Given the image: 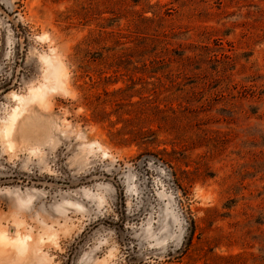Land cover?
Segmentation results:
<instances>
[{
  "label": "rangeland",
  "instance_id": "rangeland-1",
  "mask_svg": "<svg viewBox=\"0 0 264 264\" xmlns=\"http://www.w3.org/2000/svg\"><path fill=\"white\" fill-rule=\"evenodd\" d=\"M1 231L0 264H264V0H0Z\"/></svg>",
  "mask_w": 264,
  "mask_h": 264
},
{
  "label": "bare ground",
  "instance_id": "bare-ground-1",
  "mask_svg": "<svg viewBox=\"0 0 264 264\" xmlns=\"http://www.w3.org/2000/svg\"><path fill=\"white\" fill-rule=\"evenodd\" d=\"M45 56H47V55H45ZM43 58V57H42ZM49 60V59H48ZM62 81V80H61ZM56 82V81H55ZM57 83V82H56ZM55 83V84H56ZM43 85V84H42ZM41 86V85H40ZM48 88V87H47ZM53 88V87H52ZM41 91V87H37V88H33V89H31L30 90V94L31 95H35V94H38L39 92ZM30 95V96H31ZM14 96L19 100V102L21 103V102H23L24 100H25V97L23 96V95H20V94H18V93H14ZM20 109V106L18 105V106H16L15 108H14V110H13V113L10 115V120H11V122L12 121H14L15 119H16V116H17V112H18V110ZM19 117V116H18ZM8 121H9V119H8ZM5 125V124H4ZM6 132L8 133V129L6 128ZM0 235L3 237V235L4 236H6L7 237V234L5 233V232H0ZM28 237H29V235L28 236H21V235H17L16 234V238H17V241L19 242V246H18V248L19 249H22V248H25L26 247V245H27V239H28ZM1 238V237H0ZM9 239V238H8ZM4 240V239H3ZM5 241V240H4ZM14 242V241H13ZM22 250H24V249H22Z\"/></svg>",
  "mask_w": 264,
  "mask_h": 264
}]
</instances>
